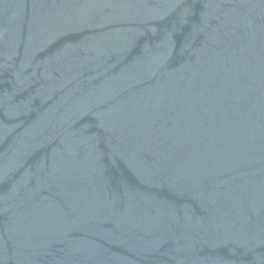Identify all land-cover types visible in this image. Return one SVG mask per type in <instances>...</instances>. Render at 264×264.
Returning a JSON list of instances; mask_svg holds the SVG:
<instances>
[{"label": "water", "instance_id": "water-1", "mask_svg": "<svg viewBox=\"0 0 264 264\" xmlns=\"http://www.w3.org/2000/svg\"><path fill=\"white\" fill-rule=\"evenodd\" d=\"M0 264H264V0H0Z\"/></svg>", "mask_w": 264, "mask_h": 264}]
</instances>
